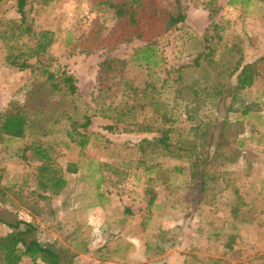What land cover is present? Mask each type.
<instances>
[{"label": "rangeland", "instance_id": "374dc122", "mask_svg": "<svg viewBox=\"0 0 264 264\" xmlns=\"http://www.w3.org/2000/svg\"><path fill=\"white\" fill-rule=\"evenodd\" d=\"M29 1L33 27L54 32V42L41 56L43 65L53 72L65 70L76 79L77 117L83 110L91 114L92 109L110 103L123 107L135 103L132 113L139 122L144 116H155L154 105L141 107L146 100L141 97L142 88L149 85L174 113L172 126L179 132L187 130L190 122L182 106L175 105L174 70L190 63L213 21L222 27L220 42L214 39L213 43L215 57L221 58L220 63L233 60L230 47L237 44L243 60L254 62L258 75L230 110H226L230 96L224 95L204 111L207 117L217 116L224 122L226 136L214 139L215 158L205 166L219 180L209 185L195 208L188 162L158 151L149 154L148 149L144 155L138 147L142 138L158 132L134 130L122 123L108 128L113 122L97 111L85 129L86 147L80 151L69 142L66 120L59 114L65 108L74 116L72 105L50 92L40 71L18 70L6 62L14 40L5 34L0 38V112L11 101H28L29 91L42 87L34 97L37 108L31 109V103L29 109L30 116L39 121L28 135L20 140L0 135V190L4 193L0 210L4 217L34 222L33 236L41 243L68 249L73 254L70 264H264V60L260 59L264 54V3L252 0L246 7L229 4V0H180L184 23L157 39L159 62L152 65L133 59V50L144 41L114 43L106 37L115 29L114 20L93 8L90 0H57L46 6ZM16 18L11 3L1 1L0 30ZM105 58L122 61L100 74L99 63ZM28 62L35 64L36 59ZM184 75L188 83L202 72L188 68ZM126 126L133 131L124 130ZM34 138L50 146L53 167L66 179L57 195L37 187L39 162L20 156L19 149ZM142 156L152 164L149 174L139 164ZM72 162L77 165L75 172L66 170ZM235 204L239 208L236 217ZM8 231L0 223V235ZM20 264L30 261L24 258Z\"/></svg>", "mask_w": 264, "mask_h": 264}, {"label": "trees", "instance_id": "16d2710c", "mask_svg": "<svg viewBox=\"0 0 264 264\" xmlns=\"http://www.w3.org/2000/svg\"><path fill=\"white\" fill-rule=\"evenodd\" d=\"M8 1L11 3V9L18 14V18L6 21L4 29L0 30V38H5V34H9V37L14 40V45L6 54L5 60L18 70L36 69L40 71L45 77L43 83L48 82L49 84L50 92H56L69 100L75 115H71L65 108L60 110L59 114L66 120L65 134L69 142L73 143L80 151L86 147L89 137L85 129L97 111L113 122L108 128L122 123L132 125L134 130L158 132V135L151 138H142L138 143L139 149L144 155L145 150L148 149L149 154L159 152V155L162 156H176L185 159L188 162L192 187L191 202L195 208H198L201 200L207 194L209 185L219 180L218 175L205 169L206 164L215 158V149L212 150L214 139L220 140L219 137L225 138L226 136L224 122L220 121L217 116L207 117L204 111L206 112L210 103L218 102L224 95L230 96V104L226 109L230 110L237 100H241L242 92L253 85L258 75L254 62L243 60L242 51L237 44L230 47L231 54L229 56L233 60L229 58V60L220 63L221 58L215 57L217 49L213 43L214 39L220 42L222 38L220 35L221 23L211 22L200 38V50L190 63L174 70L176 72L175 82L178 84L175 89V105L182 106L185 120L190 122L187 130L179 132L178 128L172 126L176 120L174 113L167 108V104L160 101L159 92L149 85L142 88L141 97L146 100L141 104V107L154 105L155 116H144L139 122L138 117L132 113L135 103L126 107L110 103L102 108L96 107L92 110L88 108L92 111L91 114H88L87 110H83V113L77 117L78 105L76 101L79 99V94L76 79L65 70L49 71L41 59V56L48 51L55 40L54 32L49 29L33 27V18L29 16L32 9L31 5L28 6L29 0ZM55 1L57 0H38V3L46 6ZM251 1L229 0L228 3H242L248 7ZM257 1L264 3V0ZM90 3L93 8L101 9L104 13L111 15L114 20V31L106 33V37L115 40L114 43L133 39L144 41L143 45L137 46L133 50V59L140 64L156 65L159 62L157 39L183 24L186 17L180 0H90ZM211 12L213 11L211 10ZM31 58L36 59L35 64L28 62ZM260 59L264 60V54ZM119 61L122 60L118 58L102 60L99 63L100 74L107 72ZM188 68L201 71L202 75L184 83L186 79L184 73ZM129 86L133 88L131 85ZM41 87L40 84L29 91L28 101L24 103L11 101L0 112V135L4 139L20 140L25 138L33 124L39 121L32 118L29 111L37 108L34 97ZM133 89L135 91L138 88ZM149 89L151 91H148ZM31 103L33 104L30 109ZM59 119V117L55 118V120ZM218 128L219 130L216 131ZM124 130L133 131L128 126ZM175 132L180 134L175 137ZM26 151L30 152L28 156L25 154ZM19 152L22 159L39 162L36 167V183L39 189L57 195L65 187L66 179L62 176L60 169L53 167L54 161L50 146L43 140L34 138L21 147ZM146 161L147 159L142 156L139 164L143 166L145 174H149L152 164ZM76 167L77 165L72 162L70 166L66 167V170L75 172ZM175 169L181 171L179 167ZM1 172L2 168H0V177ZM3 196L4 193L0 190V198ZM151 200L150 198L149 202ZM238 209L236 204L232 207L235 217ZM0 223L9 228L8 232L0 235V264H20L24 258H28L30 264H70L72 262L73 254L68 249L55 243H41L33 236L34 222L17 218L6 219L0 210ZM233 239L234 237L231 235L227 247H231Z\"/></svg>", "mask_w": 264, "mask_h": 264}]
</instances>
